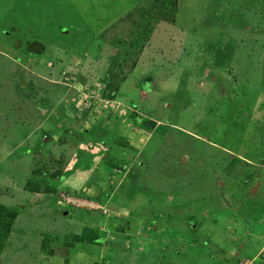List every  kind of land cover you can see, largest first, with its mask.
I'll use <instances>...</instances> for the list:
<instances>
[{
	"label": "rangeland",
	"instance_id": "rangeland-1",
	"mask_svg": "<svg viewBox=\"0 0 264 264\" xmlns=\"http://www.w3.org/2000/svg\"><path fill=\"white\" fill-rule=\"evenodd\" d=\"M263 246L264 0H0V264Z\"/></svg>",
	"mask_w": 264,
	"mask_h": 264
},
{
	"label": "trees",
	"instance_id": "trees-1",
	"mask_svg": "<svg viewBox=\"0 0 264 264\" xmlns=\"http://www.w3.org/2000/svg\"><path fill=\"white\" fill-rule=\"evenodd\" d=\"M163 3H166L167 2V0H161ZM172 6H176V4H175V2L173 3V5ZM170 9H172V8H170ZM173 10V9H172ZM151 33V32H150ZM132 42H133V44L135 43V41L134 40H132ZM137 44V43H136ZM111 81H107V87H109L110 89H112V87H111ZM116 95H117V93H116V90H112V92L110 93V95H109V97H112V98H114V97H116Z\"/></svg>",
	"mask_w": 264,
	"mask_h": 264
},
{
	"label": "water",
	"instance_id": "water-1",
	"mask_svg": "<svg viewBox=\"0 0 264 264\" xmlns=\"http://www.w3.org/2000/svg\"><path fill=\"white\" fill-rule=\"evenodd\" d=\"M258 189V186L252 190L253 193H255Z\"/></svg>",
	"mask_w": 264,
	"mask_h": 264
},
{
	"label": "crops",
	"instance_id": "crops-1",
	"mask_svg": "<svg viewBox=\"0 0 264 264\" xmlns=\"http://www.w3.org/2000/svg\"><path fill=\"white\" fill-rule=\"evenodd\" d=\"M263 247H264V246H263ZM263 247H262V248H263ZM263 249H264V248H263Z\"/></svg>",
	"mask_w": 264,
	"mask_h": 264
}]
</instances>
